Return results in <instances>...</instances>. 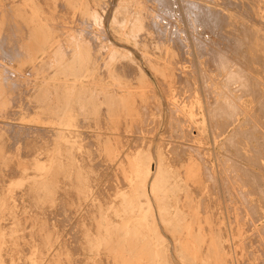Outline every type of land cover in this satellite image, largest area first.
<instances>
[{"label": "bare ground", "instance_id": "obj_1", "mask_svg": "<svg viewBox=\"0 0 264 264\" xmlns=\"http://www.w3.org/2000/svg\"><path fill=\"white\" fill-rule=\"evenodd\" d=\"M178 1L184 3V0H54L46 2L40 8L36 0H22L26 5L24 13L28 21L15 23L11 21V17H16L19 11L17 0H0V132L3 135L1 158L8 157L5 163H2L1 174L3 187L0 264H28L30 260L35 261V257H41L43 264H72L70 257L74 251L79 264H173L161 228L169 232L177 242L178 235L184 234L186 228L188 232L192 230L191 213L196 210L198 212L201 206L199 201L190 197L192 202L189 203V208L186 207L185 197L181 194L173 213V207L168 204V184L173 180L179 189L190 190V195L203 193L200 189L203 176L210 171L209 149L205 147L204 135L198 130L194 118L201 115L202 124L208 122L213 108V113L218 115L222 122V129H233L228 136L234 135L229 147L234 149L233 153L238 158L233 162L234 172L237 171V180L245 186V193H240L241 202L246 203L241 205V211L244 213L240 214L243 224L240 223L241 218L238 221L241 264H264V154L261 155L252 135L254 126L247 128V125L255 123L251 116H264V96H261V103L255 107L259 92L262 91V81L246 71L245 67L242 72H237L234 68H237L238 64L233 62L235 65L232 67L229 66V59L224 61L226 52L212 49L207 45L206 39L198 38L193 32L185 35L174 18H166L165 9L174 13L172 7ZM219 1H188V6L193 9L190 11L194 14V26L199 23L220 32L221 17H227L224 12L229 11L221 10L223 6ZM229 3L237 4L239 9L237 1L229 0ZM161 7L164 9L161 10ZM257 20L264 26V18ZM161 23L170 31L168 40L164 38ZM108 32L112 34L111 38ZM189 40L194 42L191 46L187 43ZM129 42L137 47H143L144 43L148 45L149 50L167 57L172 52L178 54L176 64L178 70H181L179 73L171 75L168 70L159 69L154 74L158 81L159 78L161 80L162 92L167 102L168 132L165 136L175 140L179 137L183 142L167 144L166 139L154 142L145 137L149 132V124L153 121L152 110L160 112L161 105L157 101L154 83L143 72L135 74L137 78H142L141 83L131 79V83L126 86L113 83L105 85L100 83L101 78L94 77L93 71L97 61H102L99 53L113 54L119 51V43ZM201 53L206 56L203 62L199 57ZM42 56L50 58L53 69L59 65L63 68L64 76L59 80L62 87H69L65 73H71L74 77L71 85L72 97L68 98V101L60 106L57 95L53 93L51 97L52 118L57 121L51 128L33 127L35 123L31 119L40 117L29 109L30 104L25 102L21 106L25 115L16 109L20 98L27 91L31 92V88L24 90L25 84L21 79L26 77L25 71L13 70L17 68L15 62L20 66L28 63L36 69ZM211 58L218 68L222 67L224 72L227 71L228 85L238 84V76L241 79L242 75L243 78L237 85V88L240 87L238 92L242 91V94L234 96L235 87L228 91L230 97L227 92H222L226 95L213 108V89L209 82H216L220 78L215 79L210 75L216 66ZM109 59L113 60V57ZM168 64L169 61L164 64L167 69ZM186 64L195 67V72H188ZM79 71H83L85 77L90 79L86 90L79 81ZM108 72L107 66L106 73ZM128 73L127 76L133 77L131 69ZM171 78L174 79V84H170ZM56 81L50 83L52 92ZM29 84L32 87L30 82ZM83 92H93L95 95L102 94L116 99V102L109 100V110L104 114L108 120L102 113L98 115L95 110L91 112L94 118L85 116L87 107L78 104L77 96ZM244 92L251 93L250 109L244 104L245 101L242 102ZM241 110L247 116L244 127L238 117L243 114ZM34 114L35 118L30 116ZM23 116H26L25 121L17 123ZM237 118L239 122L234 125ZM36 128L41 134V141L45 140V143H38L40 140L30 142ZM169 131L174 135L169 134ZM195 131L202 140L200 143L194 135ZM61 147H66V151L62 152ZM92 147H97V150ZM17 150L19 154L16 153ZM83 151L92 152L93 160L99 158V177L85 179L80 197L76 198L72 192V203L75 207L71 214L76 215V224L85 214H93L97 218V231L95 235L90 232L87 234L85 247L82 246L81 240L77 241L76 247H67L66 240L62 239V224L66 220L65 208L59 206L57 201L68 195L64 179L73 167L72 159L81 169H90ZM31 155L35 159L37 170L46 173L40 174L41 182L30 180L32 183L28 182L26 188L20 189L19 181L24 182L33 175L21 165H26L24 160ZM230 162L229 160L228 163ZM224 164L220 166L223 167ZM50 172L54 173L52 177L55 178L49 179ZM234 172L230 175H235ZM22 174V180H18ZM220 180L218 178L219 184L222 183ZM160 184H165V188L161 190ZM231 190L228 189L230 192ZM250 195L256 196L252 202L248 200ZM50 197L54 198L52 202ZM34 199L39 203L40 211L31 212V216L25 215L22 205L31 203ZM99 199L100 202L97 203ZM247 210L252 213L249 214ZM60 215L61 221L58 219ZM31 217L34 222L30 220ZM45 219V225L53 229L49 242L58 245V258L51 257L46 252L38 254L37 250L30 252L33 246L26 242L30 236L29 229L33 226L38 228ZM39 241L38 237L34 239V242ZM251 244L256 245L253 252L247 250ZM66 248L70 250V255L65 253ZM227 255L225 264L231 261ZM184 257L192 259L189 264H197L193 260L198 257L193 254Z\"/></svg>", "mask_w": 264, "mask_h": 264}, {"label": "rangeland", "instance_id": "obj_2", "mask_svg": "<svg viewBox=\"0 0 264 264\" xmlns=\"http://www.w3.org/2000/svg\"><path fill=\"white\" fill-rule=\"evenodd\" d=\"M52 1L54 0H36L40 8H42L46 2H52ZM188 1L191 0H184V3L182 2L180 3V1H178L179 3L176 2L177 4H174L173 5L174 7H172L175 11L174 13H170L168 9H165V12L168 13V14L166 13L165 17L168 18L169 20L174 18L175 22L178 24L177 26H179L183 30L182 32H185L184 33L185 35H187V33L190 34L193 32L198 36V38L206 39L207 45H209L212 49L221 51L223 53L226 52L225 54H227V57L224 58V61H227L229 59V63H230L229 66L232 67L235 65L233 64V62L238 64V66H240L241 69L238 68V66L237 68H234V70L236 69L237 72L238 70L242 72L243 68L245 67L246 71L258 77L262 81L260 83L262 91L259 92L258 103L255 106L257 107L261 103V99H260L261 96H264V26L260 24V22L257 20L258 18L260 19V17L264 18V0H234L238 2L239 9L237 7V4L231 5L229 3V0H220L218 3L221 4V6H223L222 8L220 7L221 10L228 9L229 11V12L227 11L224 12L227 17L224 16L221 17L222 30L220 32L225 36H221L220 32H218L216 29L214 30L212 27L208 28L206 26H202L199 23L196 26H194V23L192 21L194 14L192 13L193 11H190L192 7L188 6ZM17 5L20 6L19 8L20 12L19 11H17L18 13L16 12L19 16L17 14L16 17L13 15V17H11V21L15 23L27 22L28 19L26 17V14L24 13L25 12L24 6L26 5H24L22 0L20 1L17 0ZM31 5L32 3L29 4V6ZM163 9L164 8L161 7V10ZM28 14H30V11L28 12ZM10 16H12V14H10ZM0 19H1V15H0ZM120 25L121 24L119 23V26ZM162 26H163L162 30H163L164 38L165 39L167 38L168 40L170 31L166 30L164 25ZM0 30H1V20H0ZM95 30L99 32L96 27ZM160 33L162 34V32ZM107 34L111 38L112 34L109 32ZM22 40L24 41L25 39L22 37ZM22 40L20 39L21 42ZM187 43L189 44V46H191V44H193L194 42L193 40H189L187 41ZM146 44H148V41L146 42ZM146 44L144 45L143 43V47L141 46L137 47L132 42L119 43L118 52H114L113 54L99 53L100 59L102 61L101 62L99 60L97 61L95 70L93 71L94 77L101 78L102 81H100V83L105 85L113 83V84H117L118 86H126L128 85V83H131L130 82L131 79L135 80L136 82L139 81L138 83H141L142 78L140 77L137 78L135 74L143 72L154 83V86L156 88V94L158 96L157 101L161 105L160 112L152 110L153 121L149 124V129H148L149 132L148 134H146L145 137L149 138L150 141H154V142H159L161 139H166L167 144H172L175 142H183L184 140L180 139L179 137L175 140L174 138H169L165 136L166 132H168L167 102L164 97V93L162 92L161 80L159 78L158 81L157 77L154 74L155 71L159 69L168 70V72H170L171 75L172 74L176 75L177 73H179L181 70L180 69L178 70V65L176 64V61H178L179 56L177 53L174 52H172V54H169L168 57L164 54L154 53L152 50H149V47ZM200 47H202V45H200ZM174 55H176L177 58ZM111 57H113V60L109 59ZM199 57L202 62L206 58L204 53L199 54ZM244 57L246 58L244 59ZM212 59L213 58H211V60ZM168 61L170 62V64L167 65L168 66L167 69L166 65L164 64ZM107 62L111 63V65H109ZM212 62L215 61L212 60ZM10 63L12 64V62ZM105 63L107 65H105ZM102 64L103 66H101ZM214 64L216 65L215 69L213 67L214 70L210 72V75L214 76L215 79L217 77H219L220 79H217L216 82L213 80L209 82L211 84L210 87L213 89L211 90L212 108L213 106H215V104L220 103L222 101L221 98L226 95L223 94L226 92L228 93V91L231 88L234 87L236 88V92L233 94L234 96L242 94V91L238 92L237 89L240 87L237 88V85L240 84L241 80L243 79L242 75H241V79L240 76H238L239 78L238 84L228 85L227 82L228 76H226L227 71L225 70L226 72H224V68L222 67H220L221 69L218 68L216 62ZM15 65H17L16 66L17 68L13 70L25 71L24 74L26 75V77H23L21 79L22 82H24L25 84L24 90L31 88L30 89L31 92L29 91L28 93L27 91L25 95H23L20 98L16 109L19 110L21 114L25 115L21 106L23 103L26 102L30 104L29 109L35 112L37 114V117H40L39 119H31L35 123L33 127L51 128L55 126L57 124V121L52 118L53 113L51 110L53 107L51 105L52 103L51 97L53 93H55L58 97L57 101H59L60 106L62 105L63 102L68 101V98L72 97L73 88L71 85L74 81V77L71 75V73H65V75L68 76L67 79L69 80L68 81L69 87L68 89L62 87L59 80H61L64 76L63 68H61L59 65L58 67H55L53 69L51 66L50 58L49 59L44 58V56L40 58V61L38 62L36 69H33L28 63L20 66L19 63L15 62ZM107 66L109 68L108 73H106ZM129 69H131V71L133 72V77L131 78L130 76H127ZM186 70L188 72L193 73L195 72L194 71L195 67L186 64ZM71 72H73V69H71ZM79 74L81 76L79 78V81L82 83L84 88L85 87L87 88L88 84L90 83V79L88 77H85L83 71H79ZM54 80L57 81L55 82L56 86L52 92V86L50 83L53 82ZM29 82L32 84V87L30 86ZM174 83H175L174 79L171 78L170 84H174ZM77 96L79 100L78 104L87 107L85 116L90 118H94V115L91 113L94 110L98 115L102 113L104 116V114H107V111L109 110V100L116 102V99H114L113 97L112 98L105 97L102 94L95 95L93 94V92L90 93L83 92L80 94L78 93ZM227 96L230 97V93H228ZM242 102L246 104L250 109L251 93L248 94L244 92ZM111 108L112 107H110V109ZM214 111L215 110L213 108L211 111L212 113L210 120H208V122L205 121L204 124H202L203 118L201 115L194 118L195 122L197 123L198 130H200V132L204 135L205 147L207 148V150L208 149L210 150V151L208 150L210 171L203 176V180H202L203 183L200 187V189L203 190V193L200 192L196 196L194 193L190 195V190L179 189L173 180H171L170 183L168 184V198H169L168 204L173 207L172 208L173 213L175 212V205L177 201H179V199L181 198V194H183L185 197L184 201L186 207L189 208L188 205L190 202H192L190 197L196 201H199V205L201 206L198 212L196 210L191 213L192 216L190 218V222H191L192 230L188 232V229L186 228L185 229L186 232L185 231L183 232L184 234L178 235L179 240L177 242L174 241L172 235L169 232L161 228L162 233L166 238L168 254L172 256L171 261L173 264H189L190 263L189 261L192 259L184 256H188L190 253L198 257L197 259L193 260L197 264L201 262H205L207 264H225V258L227 254L229 255V256L227 255V258L230 257L231 259L229 264H241V258H240L241 243L239 241L240 239L238 233L240 231L239 228L240 223L243 224L242 222L243 218H241L240 216V214L243 213L241 211L243 206L241 205L244 204L246 205L245 201L241 202L242 195L245 193V186H243L240 180H237L238 179L237 176H239L237 171H236L237 174L234 172L233 164L235 163V160H238V158H236L233 153L234 149L229 147L230 141L231 139H233L234 135H231L230 137L228 136L229 134H231L230 132H232L233 129L232 128H228L225 130L222 129V125H221L222 122L217 117L218 115L214 114L215 113ZM241 112L243 114L238 117L242 120L244 127L247 116L244 115V112L242 110ZM36 114L30 116H34L35 118ZM26 116H23L24 118H21V120L18 121L17 123L21 122L22 120L25 121ZM252 117L255 123L247 125V128L250 127L251 125L254 126V132L252 135L254 136L255 141L258 145V150L260 151L261 155H263L264 154V116L261 114L258 118L251 116V118ZM104 118L108 120L107 116H104ZM1 120L2 119L0 118V125H1ZM237 121L238 118L235 120L234 125H237ZM38 130H39L38 128L34 130L30 142H33L35 140H40L38 143L40 144L45 143L46 142L45 140L41 141L42 139L40 137L41 134L38 132ZM170 133L172 132L169 131V134ZM212 134H213V138H212ZM172 135L174 134L172 133ZM194 135L197 136V142L200 143L202 140L198 137V133L196 131L194 132ZM2 136H3L2 132H0V227H1V195H2V187H3V182L1 179L2 163H5V159L8 158L5 157L4 159V156L1 158ZM66 145L68 146V143H66ZM51 148H53V146H51ZM92 148L93 150H97V147L95 148L92 147ZM61 150L62 152L66 151V147H61ZM16 153L19 154V151L17 150ZM67 155L69 156L68 152ZM83 155L85 156L86 164L90 167V169L89 170L86 168L81 169L79 166L76 165V163H74L75 162L74 159H72L73 167H71L72 169L68 171V176H67L68 178H70L71 181H69L67 177L66 179H64L65 190L68 193V195L67 197L61 198L57 201L59 203L58 204L59 206H64L65 208L64 214L66 215V220L62 224L64 231L62 239L66 240L67 247L68 246L70 247L71 245L72 247H76L78 240H81L82 246L85 247L87 245V242L85 240L87 234L90 232L91 235H95V232L97 231L96 230L97 218L96 216H93V214L91 213L85 214L84 217L80 219V222L77 224L75 223L77 220L76 215L71 214V210L75 207L74 203H72L73 201L72 192L75 193L74 196L76 198L80 197L82 193L81 188L85 185V179H92V177L95 179L97 176L99 177V170H98L99 158L93 160L94 158L92 152L90 151H83ZM230 158H232V160ZM66 160L68 159H65V161ZM229 160L231 161L230 163H228ZM24 161L26 162V165L24 164L21 165L28 170V173H31L33 175L27 174V175H31L27 180H24V182L19 181V183L21 184L19 186L20 189L26 188L28 182L32 183L30 180L35 179L36 181L41 182L40 178L42 175L40 174L46 173V171L37 170L34 164L35 159L32 155L29 156ZM220 164L222 165L224 164L225 167L224 166L222 167V165L220 166ZM66 165L68 166V163H66ZM255 169L257 171L259 170V168H255ZM233 172L235 173V175L234 174L230 175ZM263 172L264 170H262V173ZM53 174L54 173L50 172L49 179L55 178L52 177ZM37 175L40 177H37ZM22 176L24 175L22 174L18 178V180L23 178ZM234 176L235 178H233ZM218 178L219 180L221 178L220 182L222 183L220 184L218 183L219 182ZM163 188H165V184H160V189L162 190ZM231 188L235 190L236 194L233 190H231ZM220 189H222V191ZM228 189L231 190V192L228 191ZM240 193H242V195ZM162 195H164V193H162ZM254 199H256L255 195H250L248 197V200H250V202H252V200ZM53 200L54 198L50 197V201L52 202ZM98 202H100V199L97 201V203ZM38 204L39 203L37 202L36 199L31 201V203L26 202L25 204L22 205L24 207L23 213L25 215L31 216L30 214L31 212H39L40 208ZM191 207L192 204L190 208ZM247 211L249 214L252 213L249 210ZM238 216L239 219H237ZM240 218L241 221L239 223L238 221L240 220ZM58 219L59 221H61L62 216L61 215L58 216ZM30 220L34 222L33 217H31ZM45 222L46 219L44 222L41 223V225L38 228H35L33 226L31 227V229H29L30 236L28 239H26V242L31 244V247L33 246L30 252L32 251L34 252V250H37L38 254L46 252L49 255H51V257L58 258L60 256V250L58 249V245L55 242L54 243L49 242V237L51 236L53 229L47 227L45 225ZM80 230L82 233L80 232ZM0 236H1V231H0ZM37 237L40 238V241L34 242V239ZM255 247H256L255 244L254 245L251 244L250 248L247 247V250L249 252L250 251L253 252L255 250ZM25 253L27 255H30V253L26 251ZM65 253L70 255V250L66 248ZM75 253H76L75 251L74 254L72 252L70 261L72 264H79L76 261ZM44 260L45 259H43V261ZM28 264H43V262L41 257L38 259L35 257V261L30 260Z\"/></svg>", "mask_w": 264, "mask_h": 264}]
</instances>
